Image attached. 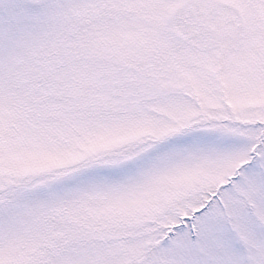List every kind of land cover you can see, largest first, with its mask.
I'll return each instance as SVG.
<instances>
[{
    "label": "snow or ice",
    "instance_id": "obj_1",
    "mask_svg": "<svg viewBox=\"0 0 264 264\" xmlns=\"http://www.w3.org/2000/svg\"><path fill=\"white\" fill-rule=\"evenodd\" d=\"M0 264H264V0H0Z\"/></svg>",
    "mask_w": 264,
    "mask_h": 264
}]
</instances>
